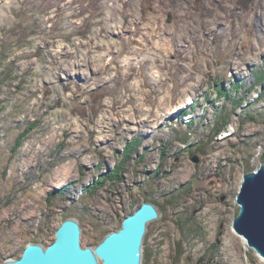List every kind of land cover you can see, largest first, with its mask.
I'll list each match as a JSON object with an SVG mask.
<instances>
[{
	"label": "rangeland",
	"instance_id": "obj_1",
	"mask_svg": "<svg viewBox=\"0 0 264 264\" xmlns=\"http://www.w3.org/2000/svg\"><path fill=\"white\" fill-rule=\"evenodd\" d=\"M262 163L264 0H0V260L150 201L143 264H264L233 228Z\"/></svg>",
	"mask_w": 264,
	"mask_h": 264
},
{
	"label": "water",
	"instance_id": "obj_2",
	"mask_svg": "<svg viewBox=\"0 0 264 264\" xmlns=\"http://www.w3.org/2000/svg\"><path fill=\"white\" fill-rule=\"evenodd\" d=\"M243 178L237 195L240 211L233 220V228L264 257V163ZM160 217L158 206L144 201L96 246L82 244L80 221L68 217L56 229L51 243L31 242L20 256L0 260V264H143L148 226Z\"/></svg>",
	"mask_w": 264,
	"mask_h": 264
},
{
	"label": "bare ground",
	"instance_id": "obj_3",
	"mask_svg": "<svg viewBox=\"0 0 264 264\" xmlns=\"http://www.w3.org/2000/svg\"><path fill=\"white\" fill-rule=\"evenodd\" d=\"M140 25V24H139ZM142 25V24H141ZM156 26V25H155ZM155 26H153V24L151 25V31H154L155 30ZM144 30V29H143ZM145 31V30H144ZM143 32V31H142ZM157 34V33H156ZM141 38V37H140ZM145 41V40H144ZM141 43V42H140ZM83 46V45H82ZM141 48V47H140ZM142 50V49H141ZM144 50H142L143 52ZM141 52V53H142ZM63 53V52H62ZM135 53H140V52H137L135 51ZM70 54V53H69ZM72 55V54H71ZM73 56V55H72ZM78 57V56H77ZM73 58V57H72ZM68 59V58H67ZM96 59V58H95ZM67 61V60H66ZM99 61V60H98ZM63 62V61H62ZM93 62V61H92ZM93 64V63H92ZM238 64V63H237ZM82 65V64H81ZM91 65V64H90ZM95 65V64H94ZM61 66V65H60ZM66 66V65H65ZM76 66V65H75ZM88 66V65H87ZM86 68V67H85ZM60 69V68H59ZM79 69V68H78ZM66 70V69H65ZM73 70V69H72ZM76 70V69H75ZM90 70V69H89ZM101 71V70H100ZM86 72V71H85ZM76 73H79L80 74V71H77ZM239 73V72H238ZM72 74V73H71ZM100 74V73H99ZM151 117V116H150ZM146 121V119H144V122ZM143 123V122H142ZM193 173V172H192ZM189 167L188 166H184L182 169L179 168V170L177 172H175L174 175H177L178 177L180 178H183L186 174L187 175H191L192 174ZM187 178V177H186ZM214 206L211 205V204H206L204 206V208L202 210L204 211H208L209 209L213 208ZM264 258V257H263ZM262 258V259H263ZM264 260V259H263Z\"/></svg>",
	"mask_w": 264,
	"mask_h": 264
},
{
	"label": "trees",
	"instance_id": "obj_4",
	"mask_svg": "<svg viewBox=\"0 0 264 264\" xmlns=\"http://www.w3.org/2000/svg\"><path fill=\"white\" fill-rule=\"evenodd\" d=\"M222 118H223V120H221V121L218 123V124H219V127H220L219 130H222L223 127H224V125H225L224 122H225V119H226V118H224V117H222ZM220 123H221V125H220ZM222 123H224V124H222Z\"/></svg>",
	"mask_w": 264,
	"mask_h": 264
}]
</instances>
